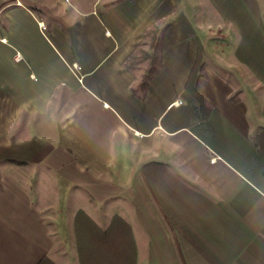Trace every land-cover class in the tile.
I'll use <instances>...</instances> for the list:
<instances>
[{"label":"crops","instance_id":"0c3cea01","mask_svg":"<svg viewBox=\"0 0 264 264\" xmlns=\"http://www.w3.org/2000/svg\"><path fill=\"white\" fill-rule=\"evenodd\" d=\"M118 218L143 264H264V0H0V264Z\"/></svg>","mask_w":264,"mask_h":264},{"label":"trees","instance_id":"16d2710c","mask_svg":"<svg viewBox=\"0 0 264 264\" xmlns=\"http://www.w3.org/2000/svg\"><path fill=\"white\" fill-rule=\"evenodd\" d=\"M158 24L147 29L146 34L152 33L150 45L154 46L158 42L156 28ZM154 57H150L151 64L139 79L137 89L144 91L148 85L150 77L154 73ZM202 63L196 61L191 70L189 85L193 82ZM135 88V89H136ZM198 99L201 97L194 92ZM91 224V225H89ZM76 248L79 264H137V247L132 238L131 229L126 223L117 219L111 222L107 228H101L93 223H77L75 227ZM36 264H54L47 256L40 259Z\"/></svg>","mask_w":264,"mask_h":264},{"label":"rangeland","instance_id":"374dc122","mask_svg":"<svg viewBox=\"0 0 264 264\" xmlns=\"http://www.w3.org/2000/svg\"><path fill=\"white\" fill-rule=\"evenodd\" d=\"M219 36H222V35H219ZM214 58L216 61L217 57H214ZM212 61H209L208 63L215 64V62H212ZM80 223H84V222L80 221ZM137 241L138 240H135L136 247H137V254H138L139 246H138ZM139 241L141 243V241L143 240H139ZM53 242H54L53 243L54 245L53 253H51V255L48 258L54 264H79V258H78L77 248H76L77 240H53ZM137 259H138V255H137ZM137 261H138L137 264H143V262H141L139 259Z\"/></svg>","mask_w":264,"mask_h":264},{"label":"built area","instance_id":"2783aa9c","mask_svg":"<svg viewBox=\"0 0 264 264\" xmlns=\"http://www.w3.org/2000/svg\"><path fill=\"white\" fill-rule=\"evenodd\" d=\"M19 56H17V58H18Z\"/></svg>","mask_w":264,"mask_h":264}]
</instances>
